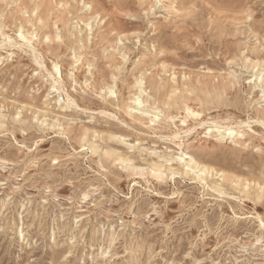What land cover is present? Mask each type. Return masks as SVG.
I'll use <instances>...</instances> for the list:
<instances>
[{
	"label": "rangeland",
	"instance_id": "374dc122",
	"mask_svg": "<svg viewBox=\"0 0 264 264\" xmlns=\"http://www.w3.org/2000/svg\"><path fill=\"white\" fill-rule=\"evenodd\" d=\"M0 264H264V0H0Z\"/></svg>",
	"mask_w": 264,
	"mask_h": 264
},
{
	"label": "bare ground",
	"instance_id": "6f19581e",
	"mask_svg": "<svg viewBox=\"0 0 264 264\" xmlns=\"http://www.w3.org/2000/svg\"><path fill=\"white\" fill-rule=\"evenodd\" d=\"M260 83H261V82H260ZM139 84H142V80L139 81ZM255 86H256V85H255ZM222 88H223V90L226 92V91L231 90L233 87H231V86H223ZM175 92H176V90L171 92V96H172V97L175 96ZM138 101H139V99H138ZM186 103H187V102L185 101V102H184V104H185V106H184L185 109H186L187 111H191ZM144 111H146V110H144ZM191 113L193 114V112H191ZM216 124H217V123H216ZM216 124H215V125H216ZM217 126H218V125H217ZM226 136H227V137H228V136H229V137H234V136H240V137H241V136H242V133H241V132H236L235 130H232V129H229V132H228V133H226V134H224V135L221 134V138H222V139H225ZM183 155H184V157H182V159H183L184 161H187V160H189V161H188V162H182V161L180 160L181 165H183L184 168L188 167V168H190V169H193V167H195V166L197 165V161L193 160V159H194L193 155H192L191 153H188V152H184ZM188 168H186V170H188ZM155 171H161V169L158 168V169H156ZM176 173H179V171H176V170H173V169L170 170V174H176ZM187 173H188V171H185V174H187Z\"/></svg>",
	"mask_w": 264,
	"mask_h": 264
}]
</instances>
